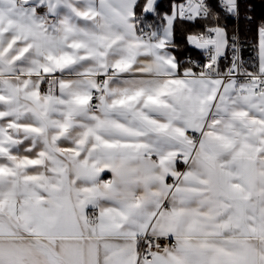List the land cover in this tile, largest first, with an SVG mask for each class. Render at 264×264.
Here are the masks:
<instances>
[{
  "label": "snow or ice",
  "instance_id": "obj_1",
  "mask_svg": "<svg viewBox=\"0 0 264 264\" xmlns=\"http://www.w3.org/2000/svg\"><path fill=\"white\" fill-rule=\"evenodd\" d=\"M240 16L0 0V264H264V20L250 64Z\"/></svg>",
  "mask_w": 264,
  "mask_h": 264
},
{
  "label": "trees",
  "instance_id": "obj_2",
  "mask_svg": "<svg viewBox=\"0 0 264 264\" xmlns=\"http://www.w3.org/2000/svg\"><path fill=\"white\" fill-rule=\"evenodd\" d=\"M173 0H159V10L161 13L170 10V6ZM241 16L239 23L235 19L223 20L222 23H225L230 31L239 28L240 38L244 44L245 54L252 56L257 54L254 48L256 44V26L264 20V0H241ZM251 6V11H248V7ZM245 15L252 16V21L249 22L244 19ZM152 18L149 17V21ZM188 30L187 25H179L176 32V42L179 45L176 55L179 59L184 60L189 57H201V53L189 47L184 40L185 31Z\"/></svg>",
  "mask_w": 264,
  "mask_h": 264
},
{
  "label": "built area",
  "instance_id": "obj_3",
  "mask_svg": "<svg viewBox=\"0 0 264 264\" xmlns=\"http://www.w3.org/2000/svg\"><path fill=\"white\" fill-rule=\"evenodd\" d=\"M241 42H242V39H241ZM242 44H243V42H242ZM256 55L257 54H253L252 56H250L249 54H245V52H244V44H243V59L245 61H247L248 63L251 64L255 60ZM190 58L193 59V60H197V61H203V59H204L202 55H201L200 58L199 57H190Z\"/></svg>",
  "mask_w": 264,
  "mask_h": 264
},
{
  "label": "crops",
  "instance_id": "obj_4",
  "mask_svg": "<svg viewBox=\"0 0 264 264\" xmlns=\"http://www.w3.org/2000/svg\"><path fill=\"white\" fill-rule=\"evenodd\" d=\"M181 170H183V167H181ZM109 177H110V174H108V175L105 176L106 179L109 178Z\"/></svg>",
  "mask_w": 264,
  "mask_h": 264
}]
</instances>
